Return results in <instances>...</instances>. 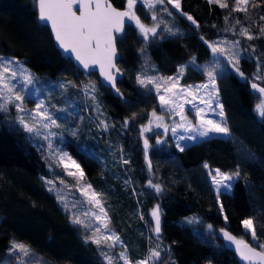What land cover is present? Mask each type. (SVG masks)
I'll return each instance as SVG.
<instances>
[{"label":"trees","instance_id":"trees-1","mask_svg":"<svg viewBox=\"0 0 264 264\" xmlns=\"http://www.w3.org/2000/svg\"><path fill=\"white\" fill-rule=\"evenodd\" d=\"M108 1L116 9L125 10L126 0ZM180 5L181 11L196 21L195 28L174 14L168 26L179 30L176 35L157 36L146 45L132 23L115 40L121 69L118 96L113 98L98 84L94 93L97 109L108 126L105 134L92 121L89 103L80 89L67 83L77 85L84 79L54 50L46 28L38 25L34 0H0V56L20 61L37 78L38 88L55 82L65 84L62 96L75 102L81 118L65 114L61 120L64 137L56 145L80 164L86 184L100 193L109 228L120 237L132 262L144 259L150 250L163 249L161 264H241L223 247L220 229L249 241L241 221L253 218L259 242L264 243V119L254 111L260 98L250 90L252 82L264 86V34L260 33L264 3L249 7L248 16L231 12L230 3L228 8H220L208 0H180ZM135 11L148 25L144 13L138 7ZM237 19L257 38L241 41L249 52L255 49L251 58L239 63L240 72L248 79L229 71L216 81L230 135L207 138L183 151L176 149L168 136H152L149 144L155 137L162 142L147 150L149 171L139 129L148 123L153 111L163 113L154 95L136 86L137 74L145 71L151 76L172 77L191 58L205 64L211 54L200 37L209 41L222 37L223 30L241 27ZM141 49L146 51L142 54ZM203 82V75L191 69H186L180 79L182 86ZM50 98L58 103L61 95L54 93ZM125 120L130 121L127 127ZM29 136L15 123L11 110L0 113V264H18L16 255L9 253L13 241L29 247L30 254L24 258L27 264H104L98 248L81 241L78 231L42 187V179L64 180V176L53 168L41 144ZM107 144L113 146L117 157L119 152L127 155L124 170L110 161L107 171L102 169L100 157L107 158L103 152ZM83 145L89 146L91 154L80 150ZM216 169L226 174L239 169L231 192L219 196L213 193L207 172ZM150 179L161 186V195L155 190L148 196L141 192ZM125 180L128 184L123 183ZM157 205L161 211L159 237L146 223L151 220L149 211Z\"/></svg>","mask_w":264,"mask_h":264},{"label":"snow or ice","instance_id":"snow-or-ice-1","mask_svg":"<svg viewBox=\"0 0 264 264\" xmlns=\"http://www.w3.org/2000/svg\"><path fill=\"white\" fill-rule=\"evenodd\" d=\"M140 2L141 0H127L125 10H117L108 0H35L38 10V19L43 24L50 25L59 47L63 49L65 53L74 54L75 60L78 61L79 65H82L85 70L92 71L94 69H92L91 66L99 65L100 74L103 77L101 83L105 87L110 86L112 89H116L117 92H119L117 81L119 79V74H121V69L117 65L118 57L113 33H123L126 27L134 23L143 41L147 45L152 43L157 36H162L164 33L176 35L179 32V30L174 29V27H161V23L163 22L162 17L164 15H174L167 5H171L172 8L180 12L181 15H187L181 11L180 0H143L144 6L152 12L151 21L154 23L149 26L142 22V19L137 16L136 11H134L135 7ZM208 3L218 4L220 8H228L230 0H208ZM231 3V12H242L248 16V8L259 7L261 3H264V0H231ZM74 5H78V8L75 10ZM229 15H231V13H229ZM228 18L229 17L226 16L225 20L227 21ZM248 18L250 19V17ZM187 19L193 24H196V21L191 15H187ZM260 20L264 21V15L260 16ZM236 24L241 25L239 31L241 36H245L248 40L257 38L251 34L249 28L242 25L239 19L236 20ZM233 27H235V25ZM230 30L231 29H225V31ZM260 33L264 34V24L260 26ZM200 39L207 45V48L211 50V56L203 65L197 64L195 59L191 62L197 70L207 76V83L198 85L196 88L197 90H199V88L208 90V99L205 100L201 98L200 102L204 103L207 108L213 112H215L213 104L215 107H218L220 109L219 116L221 120L206 119L204 115L205 109L196 107L195 114L200 121L198 127L193 126L189 122L187 128H185L184 124H179L171 128L173 136L177 137L179 140L195 141L197 137L207 138L213 133L222 134L224 136L230 135V129L227 126L226 120H224L223 105L219 103L216 81L230 71L229 65L231 66V70H234L242 78L247 80L248 78L244 77V74L239 70V63L241 59L245 57L251 58V55L255 53L254 48L249 52V49L241 46L239 40H229L226 36L213 41L206 40L204 36H201ZM145 51L146 49H141L142 54ZM148 63L149 61L146 59L145 64ZM186 67L187 65L179 66L176 77H156L148 75L147 73H138L136 76L137 83L140 86L147 88L149 91L151 88L148 86H153L155 88L162 108L168 107V110L172 113H175L176 108H179L180 111L178 114L181 116V120L184 121L187 120V117L184 115L186 110L185 105L176 104L175 98L178 96V93L175 89ZM256 79L259 80L261 77L256 76ZM104 82H106V84H104ZM67 83L73 87H78L71 81ZM59 87L64 88L65 84L62 83ZM191 87L190 85L188 88L182 89V91L184 93H189ZM162 88L164 94H160ZM251 88L259 93L260 97H264V86L252 82ZM96 90V82H89L84 86L86 96L89 95V93H95ZM39 91L40 89L37 87V78L25 69L20 61L0 56V113H8L10 111V106H13L17 113L15 122L22 126L24 131L30 134L29 139L33 142H38L41 139L48 141V149L51 150L49 155L57 162V166L63 165L67 176L73 177L79 184L84 180L85 175L80 164L72 159L68 153L55 150L51 140L52 137L57 135V133L51 130L53 128H61V124L57 123V120L64 119V117L56 116L54 113L50 112L45 106V103L39 100V98L34 101L35 109H28L25 107V103L35 97ZM192 96L194 100L197 99L195 94H192ZM90 98L93 101L96 100L95 95L90 96ZM187 103H191V101H187ZM174 104L175 108L171 107V105ZM65 110L64 108H60L57 109V112L63 113ZM187 111L190 112L192 109H187ZM254 111L261 119H264V100H261V103L255 106ZM151 116L157 121V128L164 127L166 132L169 130L168 126L162 123L164 119L162 116H157L155 111L151 113ZM134 118L135 114H133V119ZM129 122V120H125L124 127H127ZM152 123L153 121L149 120L148 126L141 127V136H144L146 132L152 130L150 127ZM100 125L107 130V125L104 121H101ZM177 128H185V131L188 132L189 135H178ZM192 132L197 133V135H191ZM73 135H75V133H73ZM160 142V140H157L158 144ZM40 147L42 148L43 145L41 144ZM177 147L183 151L186 144H178ZM144 148L145 159L147 160V150L149 148L147 138L144 139ZM80 150L91 154L88 145L81 146ZM124 163L126 164L128 161L124 160ZM205 167L207 168L208 165L205 164ZM73 168L75 171L72 170ZM148 168L149 171H152L150 161L148 162ZM209 175L212 178V184L215 186V190L219 196L232 191L234 181L240 176V171L237 169L231 174H226L216 169L214 175L211 171ZM127 182L128 181H126V183ZM46 183L52 184V181H46ZM61 183L63 184L64 181L61 180ZM147 186L154 189L158 195L162 194L161 186L153 180H148ZM49 190L52 191L53 189L50 188ZM88 190H92L91 195H89ZM80 191L81 195L86 197L85 203L89 204L90 208L83 212L77 209L72 216V222L91 232V235H87L85 238L86 243L91 241L100 248L101 240L98 237L104 235L105 231H110L107 213L101 201L98 199L100 193H97L91 184L82 185ZM58 200L63 201L64 198L58 195ZM64 206L66 210L77 208L76 204L71 205V208L67 203H65ZM97 207L99 208V214L92 211V209ZM220 210L223 212L222 205ZM150 215L151 220L146 222L147 226L150 231L159 237L161 234V211L159 205L151 210ZM88 217H92L97 222L94 228L90 221L86 222V218ZM141 218L143 219V216ZM225 220H227L226 216ZM188 223H192V220H189ZM241 223L245 229V234L251 236L252 242L246 241L245 239H238L228 231L220 229V232L223 234V239L229 243V246L235 245V251L239 253L243 261H247L249 264H264V243L259 242L260 237L257 233L254 219L246 218L241 221ZM207 227L209 230L213 229V226L210 224ZM103 243L109 251H112L114 246L120 243V237L116 236L115 233L104 235ZM163 251V249L159 251L150 250L149 255L136 262V264H161ZM9 253L11 255H16L18 264H27L24 258L29 256L30 249L23 243L13 241ZM100 254L104 258L105 264H120V261H123V264H132V261L127 255V249L120 251L118 256L110 255L108 251H104L103 249H101Z\"/></svg>","mask_w":264,"mask_h":264},{"label":"rangeland","instance_id":"rangeland-1","mask_svg":"<svg viewBox=\"0 0 264 264\" xmlns=\"http://www.w3.org/2000/svg\"><path fill=\"white\" fill-rule=\"evenodd\" d=\"M230 7H232V3H231V0H230ZM126 5H127V0H126ZM126 5H125V8H126ZM138 8L144 13V15L148 18V25L151 26L152 23H154L153 21H151V15H152V12L147 9L144 4L142 5H137ZM137 6L135 7V9L137 8ZM167 7L177 16H179L188 26L192 27V28H195L196 25L193 24L191 21H189L187 19V16L185 15H181L180 12H177L175 9L172 8L171 5H167ZM134 9V11H135ZM169 18L170 16H167V15H164L162 17V23H161V27H169L168 26V21H169ZM134 25V23H133ZM135 27V25H134ZM136 28V27H135ZM137 30V36L140 38V40L142 42L143 41V38L142 36L140 35L139 33V30L136 28ZM159 31V29H158ZM239 31H240V27L237 28V29H231L230 31H225L223 30L222 31V37H227L229 40H239L240 42L242 40H248L245 36H241L239 34ZM235 33V34H234ZM151 35V34H150ZM163 35H169L167 33H164ZM218 38H221V37H217L215 39H212L211 41L213 40H217ZM145 43V42H144ZM210 51V54H211V50L209 49ZM7 58V57H6ZM9 59H12V58H9ZM193 59H189L184 65H187V67L185 68L186 69H191V70H194V71H197L199 73H201L204 77V82L201 83V84H194V85H191L192 87L189 89V93H184L182 91V89L184 88H188V86H182L180 85V79L181 77L179 78L178 80V83L176 85V89L175 91L178 93V96L175 98L176 100V104H184L185 105V113L184 115L187 117V120L184 121V120H181V116L178 114L179 113V108H176L175 110V113H172L168 110V107H164L162 108L161 107V104H160V100H159V96L157 95L156 91H155V88L153 86H148L149 88H151V90L149 91L147 88L145 87H142L140 86L138 83H137V80L135 79V83H136V86H138L140 89H143V90H148L150 93H152L155 97V100L157 102V105L160 109V111L163 113L161 115H157V116H162L164 119L162 121V123L164 125H167L168 126V131L166 132L164 127H159L157 128L156 127V123L157 121H155V119L150 116L149 120H152L153 123L150 125L151 127V131L150 132H146L144 134V136H141V133H140V130L141 128L139 129V135H140V143L141 145L144 146V139L147 138L149 140L150 137L152 136H157V135H162V136H168L171 140V142L173 143L174 147L178 150H180L179 147H177L178 144L180 145H185L188 146V145H191V144H194V143H197V142H200L202 140H205L207 138H210V137H221V138H224L225 136L222 135V134H210L207 138H200V137H197V139L195 141H185V140H179L177 137H174L173 136V133L171 131V128L172 127H176L177 125L179 124H184L185 125V128L188 127V123L190 122L193 126L195 127H198L199 126V119L196 117V114H195V108L198 107V108H204L205 109V118L206 119H214V120H217V121H220L221 118L219 116V111L220 109L218 107H215V105L213 104V108H215V112L209 110L207 108V106L204 104V103H201L200 102V99L203 98L205 100L208 99V90L204 89V88H199V90H197L196 86L198 85H203L205 83H207V76L206 74H203L201 71L197 70L193 65H192V62ZM184 65H181V66H184ZM200 65H203V64H200ZM24 67V66H23ZM178 69V68H177ZM229 69H230V72H233L235 73L234 70H231V66L229 65ZM185 72V71H184ZM143 73H146L145 71H143ZM153 76H156V77H160V76H157V75H153ZM177 76V70H176V73L175 75H173L172 77H176ZM96 78L95 77H92V76H87V78H84V81L83 82H78L77 83V86L76 88H74L75 90L76 89H80V93L83 95V97L87 100V102L89 103L88 106L90 107L91 109V118H92V121L95 122V124L97 125L98 129L100 130V132L102 134H105L107 131H108V126H107V130H105V128L103 126L100 125V122L101 121H104L105 124H106V120L105 118L102 116V114H100L99 110L97 109V103L96 101H93L90 96L94 95V93H89V95H85V92H84V86L87 85L89 82H95ZM97 81V80H96ZM62 84L61 82H55V83H52V84H49L47 87H43V88H39L40 91L37 92L36 96L33 97L30 101H27L25 103V107L28 108V109H35V100L37 98H39V100H42L44 103H45V106L48 108V110L52 113H54L56 116H63L65 117V114H69V115H72L74 114L75 116H78V118H81L80 115L76 114L77 113V108H76V104L75 102H72L71 99H69V97L67 95H64L62 96L63 94V91L65 90V87L64 88H61L59 87V85ZM98 84V82H97ZM60 94L61 95V99H58L59 102L58 103H55L51 98H50V95L51 94ZM160 94H164L163 92V88L161 89V93ZM192 94H195V96L197 97V99H193V96ZM187 101H191V103H187ZM261 103V99H259L258 103L259 104ZM256 104V105H257ZM195 106V107H193ZM171 107L175 108V104L174 105H171ZM60 108H64L66 109L65 112L63 113H60V112H57V109H60ZM69 109H73V112H70ZM187 109H192V111H187ZM10 110H11V114H13L14 116V120L16 119V110L13 106H10ZM72 111V110H71ZM75 112V113H74ZM9 113V112H8ZM6 114V113H5ZM61 120H57V123H60L61 124V128H53L51 131L54 132V133H57L56 136L52 137L51 140H52V143H53V147L55 150H60V148L58 147V145H56V143L60 142L63 140V135H64V126L62 125L61 123ZM16 123V122H15ZM19 127H21L23 129L22 126H20L18 123H16ZM107 125V124H106ZM149 125V121L148 123L145 125V126H148ZM185 128H177V133L178 135L182 134L184 136H187L189 135L188 132L185 131ZM191 135H194L196 136L197 133L195 132H192ZM157 140H160L162 142V139L161 138H157L155 137L153 139V144H149V148H148V151L150 149H152L153 147L154 148H157L158 146L161 145V142L158 144L157 143ZM40 144L43 145V149L45 150L46 152V156L47 158L49 159L50 163L53 165V168L56 169V171H61L63 176H64V183L62 184L61 183V180L59 179H56L54 181L50 180V179H42L41 180V184H42V187L44 188V190L52 196L54 202L56 203L57 207L60 209V211L66 216L67 220H68V223L73 227L75 228L77 231H78V235L81 239L82 242H85V238L87 235H91V232L88 230V229H85L83 227H81L80 225H77V224H74L72 222V216L73 214L77 211V209H79L80 212H83L85 210H88L90 208V205L85 203V200H86V197L85 196H82L81 195V191H80V188L82 185H85L86 182L83 180L81 181L79 184L77 183V181L73 178V177H69L65 174V171H64V168H63V165H60V166H57V162L55 160L52 159V157L49 155V152L51 150L48 149V141H45V140H40L38 141ZM37 143V142H36ZM149 143V142H148ZM145 150V149H144ZM103 152L105 153V155L107 156V158L105 157H100V160L102 161V169L105 171H107V163H110L112 162L114 165H119L121 166L124 170V160L126 159L127 155L124 153V152H119L118 153V157L116 156L115 154V151L113 149V146L109 147V145H105L104 149H103ZM110 161V162H109ZM127 164V163H126ZM130 165V164H129ZM131 166V165H130ZM132 167V166H131ZM52 168V167H51ZM73 171H75V169L73 168L72 169ZM209 172H207V176H208V181H209V184L211 186V189L213 190V193L217 194L216 190H215V186L212 184V178L211 176L209 175ZM212 172V171H211ZM212 174L214 175L215 172H212ZM46 181H52V184H49V183H46ZM126 183V180L123 181V183ZM128 184V182H127ZM52 188L53 190L50 191L49 189ZM141 192L145 195V196H148L149 192L150 191H153L154 189L152 188H149L147 186V183L145 184V186L143 187V189H140ZM91 191L92 190H88L89 192V195H91ZM58 195L63 197L64 200L61 201V200H58ZM99 199V197H98ZM100 200V199H99ZM101 201V200H100ZM65 203H67L69 205V207L71 208V205L73 204H76L77 205V208H73L71 210H66L65 208ZM102 204V202H101ZM103 206V205H102ZM104 208V207H103ZM105 210V208H104ZM92 211H95L99 214V208H94L92 209ZM106 212V211H105ZM151 211H149V215H150ZM84 218V217H82ZM103 218V217H102ZM108 220V218H107ZM91 222L92 225H93V228L96 226L97 222L92 218V217H88L86 218V222ZM242 227V230L245 231V229L243 228V225H241ZM110 229V228H109ZM112 233H115L114 231H105L104 232V235H111ZM104 235H101L99 236L98 238L101 240V245H100V248L97 247L96 244H94L98 250H99V253L101 251V249H103L104 251H108L110 255H116L118 256L119 252L124 250L122 248V243L120 241L119 244H116L114 246V248L112 249V251H109L105 246H104ZM116 236H118L116 233H115ZM90 243H92L91 241H89ZM249 242H252L251 241V236H249ZM157 243H155V246H154V249H157ZM259 250V249H258ZM101 255V254H100ZM149 255V253H148ZM147 255V256H148ZM102 257V256H101ZM103 258V257H102ZM103 261H104V258H103ZM138 262V261H137ZM28 263V262H27ZM35 264H41V263H35ZM104 264H105V261H104ZM120 264H123V261H120ZM132 264H136V262H132Z\"/></svg>","mask_w":264,"mask_h":264},{"label":"water","instance_id":"water-1","mask_svg":"<svg viewBox=\"0 0 264 264\" xmlns=\"http://www.w3.org/2000/svg\"><path fill=\"white\" fill-rule=\"evenodd\" d=\"M108 2H109V1H108ZM140 3L143 4V0H141ZM77 8H78V5H74V10L77 9ZM34 10H35V13H36V21H37L38 25L41 26V27L46 28V30H47V32H48V35H49V37H50V40H51V42H52V46H53L54 50L59 54V56H60L61 58H64V59L68 60V61L71 63V65L73 66V68H74V69H75V70L81 75V77H82L83 79H84V78H87V76L93 74V75L95 76L97 82H98V85H99L100 87L104 88L105 90H108V92L110 93V95H111L113 98H117V96H118V92L116 91V89H112L110 86L105 87V86H103V84L101 83V82L103 81V77H102L101 74H100L99 65H93V66H91V68L94 69V70H92V71L85 70V69L83 68V66H82V65H79L78 61L75 60V56H74V54L65 53L64 50L61 49V48L59 47L58 42L55 40L54 34H53L52 31H51V27H50V25H45V24H43V23L38 19V10H37L36 4H35V0H34ZM117 10H120V9H117ZM77 14H79V13H77ZM122 34H123V33H115V32L113 33V35H114V37H115V39H114V43H115V40H116V39H118V38H120V37L122 36ZM117 57H118V55H117ZM120 77H121V74H119V79H120ZM119 79H118V80H119ZM104 84H106V82H104ZM250 90H251L252 92H255V91L251 88V86H250ZM255 93L258 94V96H259V93H257V92H255ZM259 98H260L261 100H264V97H260V96H259ZM144 164L147 166V169H148V164H147V160L145 159V156H144ZM148 170H149V169H148ZM150 219H151V215H150ZM220 240H221V243H222L223 247H224L225 249L231 251L232 254H233V255L239 260V262H240L241 264H249V262H247V261H243V260L241 259L240 255H239V253H237V252L235 251V245H231V246H229V243L226 242V241L223 239V234H222V233H220Z\"/></svg>","mask_w":264,"mask_h":264},{"label":"flooded vegetation","instance_id":"flooded-vegetation-1","mask_svg":"<svg viewBox=\"0 0 264 264\" xmlns=\"http://www.w3.org/2000/svg\"><path fill=\"white\" fill-rule=\"evenodd\" d=\"M138 5H142L141 3H139ZM138 7V6H137Z\"/></svg>","mask_w":264,"mask_h":264}]
</instances>
